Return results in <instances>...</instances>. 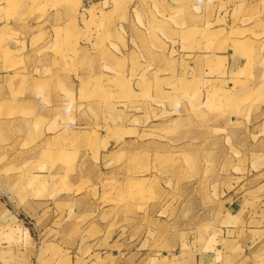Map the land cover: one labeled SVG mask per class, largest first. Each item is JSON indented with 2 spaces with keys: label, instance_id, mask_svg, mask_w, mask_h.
Wrapping results in <instances>:
<instances>
[{
  "label": "rangeland",
  "instance_id": "rangeland-1",
  "mask_svg": "<svg viewBox=\"0 0 264 264\" xmlns=\"http://www.w3.org/2000/svg\"><path fill=\"white\" fill-rule=\"evenodd\" d=\"M91 1L103 6L86 30L101 41L84 69L31 101L0 90V264H156L220 225L235 235L227 209L240 206L252 245L214 264H264V0H169L168 28L181 34L154 23L144 45L131 27L153 30L134 19L140 0ZM230 48L249 60L246 73L216 58Z\"/></svg>",
  "mask_w": 264,
  "mask_h": 264
},
{
  "label": "crops",
  "instance_id": "crops-1",
  "mask_svg": "<svg viewBox=\"0 0 264 264\" xmlns=\"http://www.w3.org/2000/svg\"><path fill=\"white\" fill-rule=\"evenodd\" d=\"M140 1L142 12L140 14L138 9L134 19L143 26H153V30L149 27L146 32L145 27L140 29L133 21L131 22V27L132 36L136 37L139 45H144L145 38L151 34V31L154 32V23L159 26L166 25L167 28L170 27L169 23L166 22L169 21L170 15L164 14V11L166 10L169 13L172 7L168 3L169 0H161L160 2L159 0ZM224 1L230 2V0H219V2ZM149 3H151L152 8ZM156 3L162 5L163 8L159 10ZM236 3L234 2L232 6H236ZM137 4H139L138 1L134 5ZM97 5L103 6L99 5V3H92L91 0H0V52L9 56L7 63L3 60L2 62L0 61V65L3 68L8 66L10 69L8 72L0 73V80H2L0 90L5 100L7 96L19 94L23 96L18 99L19 101H31V98H26L25 96H36L39 89L41 91L43 84H50L52 79H55L54 83L57 82L60 76L66 75V72L71 71L77 63L82 64V69L85 68L90 58V50H97L100 47L101 36L99 37V34L95 31L88 32L86 30V25L92 20L90 9L98 7ZM153 6L157 7L159 15H162L164 20L158 19V13L152 11ZM143 8H147L148 11L143 12ZM7 11H10V15L6 14ZM169 31L175 35H180L182 32V30L176 31L172 28ZM159 35L161 36L162 33L159 32L156 36L158 37ZM45 51L50 52L42 54ZM130 51L135 52L132 46ZM216 58L226 62L227 68L233 75L248 71L246 68L249 66V60L243 52L234 51V49L230 48L228 55H216ZM27 62L31 64L28 65ZM254 62L256 61L252 60L250 62L253 63L251 66L252 70L259 65ZM84 77L87 79L89 76L86 75ZM165 79L167 77L163 78V80ZM136 83L140 84L141 82ZM99 91L101 92V88H99ZM162 91L164 90L162 89ZM134 97L137 99H131L133 107L140 108L145 106L138 104V96ZM153 100V96H147V101L151 102ZM116 105H118L116 106L118 108L116 111L124 109L126 106L122 102L120 104L116 103ZM119 106L122 108H119ZM147 106L152 107L150 103ZM84 111L87 115V107ZM99 115L102 117V114ZM132 117L133 115H131V119ZM135 120L140 121L141 115L138 114ZM100 124H102V118L97 121L94 128L87 124L86 132L95 131L101 126ZM136 127L138 129L125 126L123 133L141 130V126L137 125ZM104 128L102 126L100 130L102 133L106 132ZM117 141L111 144L112 148L118 149L129 142L125 140V142L117 143ZM227 212L229 214L233 213L230 221L235 224L233 228L237 229L234 233L235 235H230L233 232V230H230V224L227 226L220 225L218 233L205 232L200 236L181 240L182 242H179L178 247L174 251L172 250L173 253L165 252L163 259L157 260L159 262L156 264H175L172 259L173 256L178 259L176 264H214L217 262L220 253L226 259L230 258L232 261H240L239 257H242L244 248L252 245L251 241H242V238H240L246 235L242 227L253 224L254 221L244 216L250 212L246 207L242 208L240 206L237 210L229 207ZM261 222L262 219L258 221V223ZM242 243L245 246L244 248ZM118 254V251H114L110 255L113 258H117Z\"/></svg>",
  "mask_w": 264,
  "mask_h": 264
}]
</instances>
